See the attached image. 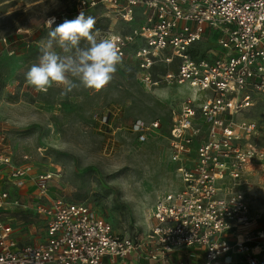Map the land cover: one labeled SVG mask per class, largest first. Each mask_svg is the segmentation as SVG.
<instances>
[{
    "label": "built area",
    "instance_id": "2783aa9c",
    "mask_svg": "<svg viewBox=\"0 0 264 264\" xmlns=\"http://www.w3.org/2000/svg\"><path fill=\"white\" fill-rule=\"evenodd\" d=\"M99 7L124 26L101 38L115 39L122 62L133 60L141 86L195 92L175 108L170 126L181 185L158 197L147 232L118 231L84 203H43L53 172L14 167L9 181L36 185L45 237L21 243L0 220V264H264V222L252 207L264 146L253 141L257 122L237 118L264 95V0H80L53 24ZM159 127L136 123L138 141ZM10 163L0 154V164ZM3 205L20 203L1 191Z\"/></svg>",
    "mask_w": 264,
    "mask_h": 264
},
{
    "label": "rangeland",
    "instance_id": "374dc122",
    "mask_svg": "<svg viewBox=\"0 0 264 264\" xmlns=\"http://www.w3.org/2000/svg\"><path fill=\"white\" fill-rule=\"evenodd\" d=\"M79 1L0 0V154L11 160L8 166L0 164V192L7 191L20 203L0 207V220L12 225L24 244L41 242L46 226L36 211V185L21 187L8 180L14 167L53 172L43 203L53 198L84 203L118 231L147 232L158 197L181 185L170 157V126L173 111L194 96L193 90L165 85L146 89L130 58L100 91L78 86L61 96V88L38 93L26 83L25 73L38 63V46L51 30L46 21L71 14ZM85 15L95 18L98 39L105 31L124 29L106 17L103 7ZM237 118L257 122L253 141L264 146V95H257L253 107ZM140 121L160 122L143 143L134 130ZM260 177L252 207L264 222V176L259 173L255 179Z\"/></svg>",
    "mask_w": 264,
    "mask_h": 264
},
{
    "label": "clouds",
    "instance_id": "9594fccd",
    "mask_svg": "<svg viewBox=\"0 0 264 264\" xmlns=\"http://www.w3.org/2000/svg\"><path fill=\"white\" fill-rule=\"evenodd\" d=\"M55 17L46 21L51 29L39 44L38 63L25 73V80L38 93L50 88H61L67 96L78 86L102 90L115 77L122 64V53L111 36L99 38L100 30L93 31L96 20L82 10L72 20L52 28Z\"/></svg>",
    "mask_w": 264,
    "mask_h": 264
}]
</instances>
